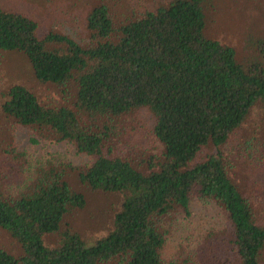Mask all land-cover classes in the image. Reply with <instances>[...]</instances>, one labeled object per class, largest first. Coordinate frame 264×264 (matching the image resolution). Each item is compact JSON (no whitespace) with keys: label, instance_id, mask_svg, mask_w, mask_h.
<instances>
[{"label":"trees","instance_id":"trees-1","mask_svg":"<svg viewBox=\"0 0 264 264\" xmlns=\"http://www.w3.org/2000/svg\"><path fill=\"white\" fill-rule=\"evenodd\" d=\"M205 4L171 0L125 17L120 8L133 9L126 0H90L84 42L59 31L41 35L34 19L0 6V50L23 53L39 83L72 97L71 105L51 106L14 85L2 112L33 130L32 143H68L91 158L76 171L79 183L121 197L106 235L85 239L63 230L71 212L85 208L86 195L68 177L73 167L37 160L17 195L0 191V228L22 251L0 249V264H264V210L259 213L236 171L239 160L230 162L222 150L264 106V62L244 64L216 41ZM143 110L161 146L144 166L112 152L114 140H126L120 119ZM239 154L257 189L264 181V138L254 131ZM200 205L215 213L203 217ZM178 215L177 229L186 220L192 227L187 245L170 257L166 228ZM55 234L51 246L47 239Z\"/></svg>","mask_w":264,"mask_h":264},{"label":"rangeland","instance_id":"rangeland-1","mask_svg":"<svg viewBox=\"0 0 264 264\" xmlns=\"http://www.w3.org/2000/svg\"><path fill=\"white\" fill-rule=\"evenodd\" d=\"M88 1L90 0H0V6L4 10L19 12L34 19L39 25L41 35L49 31H59L78 42H84L86 39L83 10ZM114 1L117 2V0ZM170 1L126 0L127 4L133 8L131 13L127 14L121 8L120 10L125 12L127 17L148 10L153 11L159 5H166ZM205 12L209 34L214 35L216 41L221 44L236 50L240 62L244 64L264 62L261 50L264 47V0H206ZM123 13L116 12L115 16L121 18ZM14 85L31 89L43 103L51 106L72 104L71 96H63L55 86L41 84L35 79L30 62L23 53L0 50V191L17 195L21 191L18 185L26 186L39 159L53 160L58 165H70L75 171L68 169V177L74 188L86 195L87 204L85 208L71 212L63 230L70 227L85 239H96L106 235L119 208L121 197L117 194L92 191L79 183L77 169L85 167L92 159L78 153L71 144L43 140L40 144L32 143V139L37 138L33 130L24 129L5 116L2 112L5 95ZM120 120H123V125L120 126V128L123 127L122 139L126 140L121 143H116L114 140L116 145L112 152L136 164L146 165L150 156L159 154L161 147L151 136L153 124L151 114L143 110L122 117ZM120 128L113 132L112 138H116ZM254 131L264 138V106L253 112L249 120L231 137L230 142L222 150L230 162L239 160L236 171L251 189L249 192L251 200L261 214L264 210V195L259 188H264V181L259 183L257 189L252 187L254 184L251 180L252 173L245 168L243 158L239 154L241 145L245 144L246 139ZM139 137H143L144 140ZM114 141L109 143L110 148L111 146L113 148ZM212 151V149L206 150L204 155ZM21 153L27 155L25 160ZM12 177L20 182L10 183L9 179ZM199 207L203 209V217L206 213L209 215L215 213V210L211 208L205 209L202 205ZM195 211V214L199 216V211L196 209ZM178 219H181L180 215L172 219L166 228L169 231L167 254L170 257L180 250L182 243L187 245L185 238L190 234L188 229L192 227H187L190 224L186 220L182 221L186 226L177 229ZM58 239L59 235L55 234L50 236L47 242L53 246ZM0 249L15 256L22 254L20 245L1 228Z\"/></svg>","mask_w":264,"mask_h":264}]
</instances>
